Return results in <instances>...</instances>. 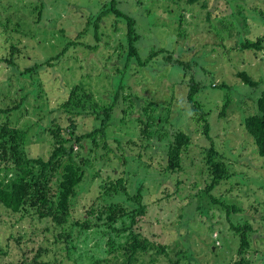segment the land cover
<instances>
[{"label":"rangeland","instance_id":"374dc122","mask_svg":"<svg viewBox=\"0 0 264 264\" xmlns=\"http://www.w3.org/2000/svg\"><path fill=\"white\" fill-rule=\"evenodd\" d=\"M109 1L0 0V57L4 60L13 58L16 62L14 65L7 61L0 62V108H16L23 101L19 109L13 110V120L28 129L26 144L31 154L43 153L47 156L52 147L53 135L49 128L59 112L51 110L65 92L60 84L64 79H70L71 71L74 70L81 77L77 58H84L93 76L96 71V74L112 75L117 67L124 66L119 57L120 51L114 50V47L117 40L125 36V31L113 33L112 24L117 18L114 14L105 16L101 29L105 39L108 34L107 40L112 46L107 52L109 59L106 61L102 54L93 51H69L63 60L65 63H58L55 67L42 69L38 74L32 73L27 77L19 72L34 65L35 60L43 61L61 52L64 47L62 35L67 34L70 39L78 38L79 32L89 21L90 12H96ZM204 1L205 7L202 5ZM117 2L123 11L136 19L140 34L137 47L143 58L154 49L165 48L175 55L182 54L184 59L191 60L193 57V61L198 62L199 67H195V70L199 69L197 75L205 87L197 99L205 109L212 111L208 121L212 125L213 140L203 133L204 121L190 127L193 145L182 155L183 170L167 173L160 165L164 161V142L154 136L150 141L144 139L142 142L138 122L118 123L115 120L109 128L113 152L106 160L95 159L97 152L99 155L105 152L103 147L96 152L92 142L85 141L86 147L82 151H86L94 160L91 175L88 172L87 181L82 182L80 187L83 189L80 188L72 215L64 227H54L51 218L39 219L26 212L14 214L0 203L1 251H4L3 248L9 250L7 245L10 244L9 253L0 254V264H14L23 253L34 256L41 247L42 259L55 264H96L98 260L113 258L114 253H111L112 247L108 242L110 236L104 233L105 226L83 229L73 222L83 216L98 194L102 175L107 176L108 170L114 167H118L116 173L125 178L131 194H136L141 186L149 205L147 215L139 223L140 230L149 239L163 244L168 253L152 250L141 256L136 264H172L179 256L178 264H235L239 260L240 235L232 230L231 221H250L253 224L255 231L251 233L250 264H264V158L258 154L244 126L239 124L254 106V100L246 90L259 94L264 89V0H201L190 5L185 0ZM4 23L7 29L3 27ZM119 24L124 26L122 21ZM62 28L65 32L61 31ZM2 30H6V33L3 34ZM254 31V37L263 39V47L256 51L242 49L241 39ZM13 45L17 47L15 50ZM162 58L159 55L150 64L151 69L160 75L154 80L157 82L155 84L151 76V81L146 83L145 79L140 78L143 72L144 75L150 74L145 71L146 68L139 76L135 65L132 66L129 69L131 75L128 74L131 88H126L125 94L134 92L140 99L133 93L132 98L142 103L151 97L150 89L155 90L157 98L175 90L176 96L170 108L165 109L172 120L179 119V124H183L187 117L180 112L187 110L188 114L189 105L185 97L189 86L180 82L175 88L172 87L174 78H180L182 71H173L170 64L163 65ZM202 66L208 71L205 72ZM241 70H247L259 80L260 85L256 90H250L249 86L239 81L237 72ZM189 78L186 75L185 79ZM223 79L232 86L231 89L213 87L214 81L219 84ZM89 84L98 98L106 96L108 90L112 89L109 77L95 75ZM228 93L233 100L225 117L221 111L225 103L223 97ZM133 114L138 116L139 112L136 110ZM62 115H58L61 123L64 122ZM93 126L92 117L79 118L77 131L81 134L92 130ZM117 138L121 139V144L117 143ZM141 142L148 147L141 146ZM212 142L224 153L232 173L214 193L227 204L236 205L239 208L237 212H229L226 208L222 210L219 204L210 208L206 198L203 199L206 204L204 212L188 204L206 186L201 175L197 174L202 169L203 173L207 172L200 150L201 145L208 146ZM122 151L128 156L127 161L122 162L115 157ZM196 182L200 184L196 186ZM116 224L121 227L122 223L118 221ZM62 231L71 232V238H66V241L58 239L57 234ZM112 234L115 245L125 240L116 233ZM65 245L69 249H65ZM180 251L185 252L186 257ZM100 264L111 263L102 261Z\"/></svg>","mask_w":264,"mask_h":264},{"label":"trees","instance_id":"16d2710c","mask_svg":"<svg viewBox=\"0 0 264 264\" xmlns=\"http://www.w3.org/2000/svg\"><path fill=\"white\" fill-rule=\"evenodd\" d=\"M185 1L190 5L199 3L201 0ZM202 5L206 6L205 1ZM112 14L117 18L112 24V27H114L113 33L118 32V30L125 31V36H121L114 47V50L120 51L119 57L124 62V66L123 68L117 67L112 75L101 72L96 74L97 71L95 72L98 77L111 78L112 86L106 96L98 98L89 84L95 75L93 76L89 71L90 68L88 64H85L84 58H77L80 61L81 77H78L74 70L71 71L70 79H64L63 84H60L65 92L51 110L63 113L64 122H59L60 116H58V113L54 117L53 123H50L49 129L52 131L53 141L47 156L43 153L33 155L29 152L26 144L28 129L19 126L13 120V110L19 109L23 101L16 108H0V203L14 214L26 212L39 219L51 218L54 227H64L72 215V209L76 197L80 193L82 182L87 181V174L90 172L94 161L86 151H82L86 147L85 141L90 140L96 152L103 147L105 152L100 155L97 152L95 159L106 160V157H109L113 152L112 145L109 142V128L115 123V120L118 123L125 121L138 122L141 130L139 137L142 142L144 139L147 142L150 141L153 136L164 142V161L160 165H163V169L167 173H176L183 170L182 155L193 145V139L189 132L190 127L197 126L200 121H204L203 133L208 139L213 140L211 136L212 125L208 121V116L212 111L205 109L203 103L197 99L199 92L205 87L203 81L198 78L199 69L195 70V67H199L198 62L193 61V57L191 60L184 59L182 54L175 55L174 52L165 48L154 49L146 58H143L137 47L140 34L136 28V19L123 11L117 0H110L108 3H104L96 12H90L86 27L79 32V37L82 39L79 37L70 39L65 33L67 36L62 35L64 37V47L61 52L43 61L35 60L34 65L19 73L26 77L32 76V73L38 74V71H42V69L55 67L58 63H65L63 60L68 56L66 54L69 51H93L102 54L104 56L102 58H105L106 61V59H109L107 52L110 51L112 46L110 40H107V33L105 39V33L101 29V21L105 16L109 17ZM233 15H235L234 12ZM208 19H210L209 16ZM121 21L124 23L123 27L119 24ZM2 25L5 28L7 27L6 23ZM61 31H64L63 28ZM2 33L5 34L6 30H2ZM254 34L255 31L253 34L241 39L242 49L256 51L263 47V39L259 36V38L254 37ZM83 38H88V40ZM16 48L13 45V49ZM104 52H106V55ZM159 55L163 57V65L170 64L173 71L175 69L182 71L180 78L178 76L174 78L172 87L175 88V85L180 82H185L189 86L188 94L185 97L189 105L188 114L187 110L180 112L182 116L187 117L186 124L185 122L179 124V119L174 121L166 113V109L170 108L172 100L176 96L175 90L169 93L165 92L162 98H157L155 90L150 89L149 91L152 92L151 97L144 99L142 103L132 98L134 92L125 94L126 88H131L128 74L131 75L129 69L134 65L139 76L144 71L143 68H146L145 71L147 70L150 73L149 75H144V72L141 74L140 78L145 79L144 83L151 81L149 76L153 77L154 84L157 83L154 80L160 78V75L151 69L152 65L150 64ZM1 61H7L13 65L16 63L13 58L4 60L3 57H0ZM17 69L16 67V71H18ZM202 69L205 72L208 71L203 66ZM186 75L190 76L188 80L185 79ZM237 75L240 78L239 81H242L247 87L249 86L250 90H256L260 85L259 80H256L247 70H241L237 72ZM127 79L128 81H126ZM212 85L213 87L228 89L232 87L225 79L219 84H215L214 81ZM246 92L254 100V106L250 108L239 124L244 126L248 135L251 136L250 138L256 146L258 154L264 158V89L259 94L256 92L251 93L248 90ZM135 95L140 99L137 94ZM223 99L225 103L221 115L226 117L227 109L233 99L230 93L225 95ZM136 110L139 112L138 116L133 114ZM87 117H92L94 126L92 130L79 134L77 131L78 119ZM121 142V139L117 138V143L121 144ZM142 142L141 146L148 147ZM75 146H78V148L76 149ZM201 149L203 151L200 150V154H203L207 172L203 173L202 169L197 174L201 175V179L206 183V186L195 194L188 204L204 212L206 204H204L203 199L206 198L210 208L219 204L222 210L226 208L229 212L231 210L237 212L239 208L236 205L227 204L224 199L220 196L217 197L214 193V190L223 182H226L232 174L230 165L225 161L224 153L214 142L208 146L201 145ZM115 157L122 162L129 159L124 151L120 155L115 154ZM117 168L114 167L108 172L105 171L109 173L107 176L102 175L100 172L102 180L98 186V194L93 198V202L85 210L83 216L73 223L83 229L106 227L104 233H108L110 236L108 242L112 247L111 253H114V255L113 258H104L102 261L111 264H136L141 256L152 250L168 254L163 244L149 239L140 230L139 223L147 215L148 201L141 186L138 187L136 194H131L128 191L125 178L120 173H116ZM199 184V182L195 183L196 186ZM173 194H168L166 198ZM196 197L198 198L197 202ZM228 219L230 220V218ZM118 221H121V227L117 226L116 222ZM231 227L236 234L240 235L239 260L235 264H250L251 233L255 231L253 224L250 221L244 223L231 221ZM62 232H58V239L63 238L66 241V238H71V232ZM112 233L124 237L125 240L117 242V245H115ZM18 242L21 243V240L18 239ZM7 247L10 250V244ZM64 248L69 249V246L65 245ZM1 249L0 246V254L9 253L8 249L3 248L4 251H1ZM42 250L41 247L34 256L23 253L14 264H55L42 259ZM180 253H184L186 257L185 252L180 251ZM180 259L181 256L172 264L180 263ZM102 261L98 260L96 264H100Z\"/></svg>","mask_w":264,"mask_h":264}]
</instances>
